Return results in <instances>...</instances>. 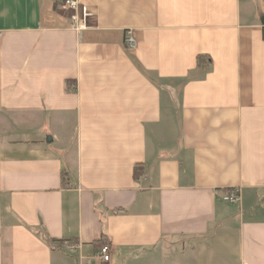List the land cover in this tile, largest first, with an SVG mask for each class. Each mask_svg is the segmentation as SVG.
Listing matches in <instances>:
<instances>
[{
    "label": "crops",
    "instance_id": "crops-1",
    "mask_svg": "<svg viewBox=\"0 0 264 264\" xmlns=\"http://www.w3.org/2000/svg\"><path fill=\"white\" fill-rule=\"evenodd\" d=\"M61 1L0 0V264H264V0Z\"/></svg>",
    "mask_w": 264,
    "mask_h": 264
},
{
    "label": "built area",
    "instance_id": "built-area-1",
    "mask_svg": "<svg viewBox=\"0 0 264 264\" xmlns=\"http://www.w3.org/2000/svg\"><path fill=\"white\" fill-rule=\"evenodd\" d=\"M62 9L68 10L71 15L72 27L76 30L83 29L87 27L88 18L90 15L89 10L86 6H83L80 0H64L60 3ZM125 46L128 50H133L136 48L137 42L134 36V33L131 29L127 30L125 35ZM223 199L231 203H237L241 200L240 190L237 187L231 188L226 194H224ZM77 243L69 245L70 250L74 251L78 248ZM111 257V248L109 244H106L101 247L98 258L103 261H109Z\"/></svg>",
    "mask_w": 264,
    "mask_h": 264
},
{
    "label": "trees",
    "instance_id": "trees-1",
    "mask_svg": "<svg viewBox=\"0 0 264 264\" xmlns=\"http://www.w3.org/2000/svg\"><path fill=\"white\" fill-rule=\"evenodd\" d=\"M64 0H62L61 2H63ZM205 58H204V56L203 55H201V56H199L198 57V62H199V64H201L202 62H204L203 60H204ZM143 171H144V169H143V166L142 165H140V166H137L136 168H135V171H134V176L136 177V178H139L142 174H143ZM109 243V240L108 239H105L104 240V242H102V246H104V245H106V244H108ZM101 246V247H102Z\"/></svg>",
    "mask_w": 264,
    "mask_h": 264
},
{
    "label": "water",
    "instance_id": "water-1",
    "mask_svg": "<svg viewBox=\"0 0 264 264\" xmlns=\"http://www.w3.org/2000/svg\"><path fill=\"white\" fill-rule=\"evenodd\" d=\"M262 22L264 23V17L262 18Z\"/></svg>",
    "mask_w": 264,
    "mask_h": 264
}]
</instances>
